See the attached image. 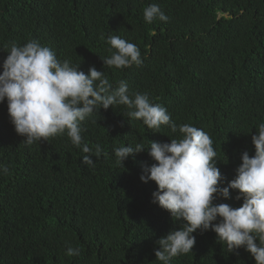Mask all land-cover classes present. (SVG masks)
Here are the masks:
<instances>
[{
  "label": "trees",
  "instance_id": "16d2710c",
  "mask_svg": "<svg viewBox=\"0 0 264 264\" xmlns=\"http://www.w3.org/2000/svg\"><path fill=\"white\" fill-rule=\"evenodd\" d=\"M156 3L168 16L148 24L143 10ZM138 46L143 63L104 66L109 36ZM37 40L61 61L105 73L129 94L148 93L179 126L204 130L217 166L235 178L243 152L255 154L252 135L264 122V0H0V74L4 46ZM126 106L101 109L83 122L85 154L67 135L24 144L0 104V264H160L157 241L182 222L152 202L154 182L140 179L154 161L147 152L115 165L113 149L179 138L131 120ZM123 125V126H121ZM92 155L94 167L82 161ZM218 199L239 207L242 201ZM196 244L170 264H255L244 249L229 253L214 232L194 233ZM79 248L78 256L65 254Z\"/></svg>",
  "mask_w": 264,
  "mask_h": 264
},
{
  "label": "clouds",
  "instance_id": "9594fccd",
  "mask_svg": "<svg viewBox=\"0 0 264 264\" xmlns=\"http://www.w3.org/2000/svg\"><path fill=\"white\" fill-rule=\"evenodd\" d=\"M143 18L148 24L169 19L156 3L144 8ZM107 44L110 54L101 58L104 66L124 69L143 63L138 46L120 36H109ZM4 51L7 56L0 74V104L7 102L10 122L16 133L25 137L26 145L66 134L73 146L85 154L94 151L99 158L103 149L99 144L93 149L84 143L82 133L86 129L82 124L101 109L116 106H126L124 115L142 121L154 133L167 126L172 134H180L170 142L149 141L147 148L136 143L113 149L117 167L125 166L130 157L148 153L154 163L143 167L140 179L157 185L152 202L166 210L173 222H182L179 229L156 242V261L170 264L173 258L189 254L196 244L194 233L212 231L229 253L244 249L255 264H264V122L252 135L255 154L243 152L235 178L221 186L225 177L217 166L220 160L210 136L190 124L178 126L148 93L129 94L125 81L114 87L95 67L86 74L80 66H71L69 60H59L37 40L24 45L10 42ZM91 157H82L88 167L95 165ZM0 171L9 173L6 165H0ZM232 192L237 193L235 200L242 201L241 206L216 202L232 199ZM65 254L78 256L80 249L69 246Z\"/></svg>",
  "mask_w": 264,
  "mask_h": 264
}]
</instances>
